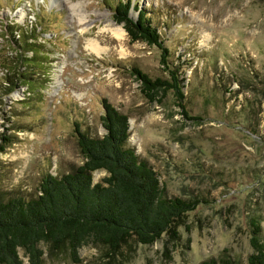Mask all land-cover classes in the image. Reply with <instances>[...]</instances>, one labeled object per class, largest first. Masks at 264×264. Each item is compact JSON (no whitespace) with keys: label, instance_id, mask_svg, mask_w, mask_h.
<instances>
[{"label":"rangeland","instance_id":"obj_1","mask_svg":"<svg viewBox=\"0 0 264 264\" xmlns=\"http://www.w3.org/2000/svg\"><path fill=\"white\" fill-rule=\"evenodd\" d=\"M116 1L0 0V62L12 54L8 23L36 27L49 57L32 87L6 95L0 88V133L4 125L25 127L5 133L14 141L0 152L1 196L32 197L45 173L81 164L74 123L102 135L106 99L128 116V144L157 171L169 196L209 201L185 216L177 238L163 234L152 244H134L109 264H198L225 249L246 264L251 219L264 240V0H131L132 16L134 8L145 10L157 27L167 64L160 48L131 40L114 20ZM132 66L166 80L177 69L194 119L181 112L172 91L150 102ZM104 175L94 172V181ZM79 254L80 264H100L92 243Z\"/></svg>","mask_w":264,"mask_h":264},{"label":"trees","instance_id":"obj_2","mask_svg":"<svg viewBox=\"0 0 264 264\" xmlns=\"http://www.w3.org/2000/svg\"><path fill=\"white\" fill-rule=\"evenodd\" d=\"M130 5L131 0H117L113 6L114 20L123 24L131 40L160 48L161 60L167 64L169 50L157 27L145 10L134 8L137 15L133 17ZM4 28L8 35L7 49L12 53L0 62L5 70L0 76V88L6 95L22 85L32 87L34 75L46 73L41 69L49 57L43 53L44 46L37 43L42 34L36 27L8 23ZM131 72L150 102H160L172 91L181 112L186 118L194 119L185 109L184 79L179 78L177 69L169 70L167 80L153 79L136 66H132ZM43 78L46 80L47 77ZM28 92L33 94L31 90ZM102 107V135L92 136L80 124L74 123L83 157L81 164L63 174L45 173L32 197L13 195L3 198L0 193V264H24V259L28 264L63 260L80 264L79 250L88 243L98 248L100 264H109L124 249L131 251L134 244H152L163 234L177 238V228L185 216L199 204L209 202L199 195L169 196L157 171L128 144V116L106 99H102ZM5 115V122H9V116ZM23 128L4 125V131L0 133L3 141L0 152L14 141L10 138L12 135L5 133ZM96 171L105 172L99 181L93 178ZM249 226L251 252L246 264H264L260 223L251 219ZM226 251L198 264H241Z\"/></svg>","mask_w":264,"mask_h":264},{"label":"bare ground","instance_id":"obj_3","mask_svg":"<svg viewBox=\"0 0 264 264\" xmlns=\"http://www.w3.org/2000/svg\"><path fill=\"white\" fill-rule=\"evenodd\" d=\"M118 34V32H116Z\"/></svg>","mask_w":264,"mask_h":264}]
</instances>
